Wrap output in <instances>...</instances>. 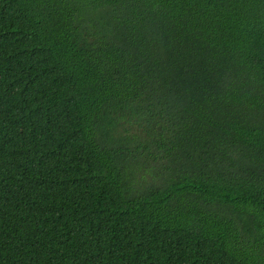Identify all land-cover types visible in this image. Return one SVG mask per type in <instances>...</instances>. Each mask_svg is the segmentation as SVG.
<instances>
[{"label": "trees", "instance_id": "trees-1", "mask_svg": "<svg viewBox=\"0 0 264 264\" xmlns=\"http://www.w3.org/2000/svg\"><path fill=\"white\" fill-rule=\"evenodd\" d=\"M0 264H264V0H0Z\"/></svg>", "mask_w": 264, "mask_h": 264}]
</instances>
